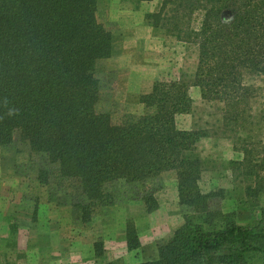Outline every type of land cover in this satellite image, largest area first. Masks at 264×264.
<instances>
[{"label":"trees","instance_id":"16d2710c","mask_svg":"<svg viewBox=\"0 0 264 264\" xmlns=\"http://www.w3.org/2000/svg\"><path fill=\"white\" fill-rule=\"evenodd\" d=\"M97 12L98 0H0V146L26 147L40 165V183L73 187L85 221L114 203L117 183L147 187L174 170L179 201L190 211L158 243L155 258L130 264H249L254 254L264 260V209L257 225L240 224L236 212L217 207L223 188L205 192L200 185L205 133L177 120L192 108L188 85L157 78L140 97L144 113L118 115L115 81L98 69L113 54L114 35ZM145 19L198 46L194 85L204 99L225 104L226 127L249 128L254 90L245 77L264 74V0H161ZM242 150L234 169L246 182L247 202L260 205L264 143L246 142ZM138 196L149 212L158 208L152 190ZM126 241L130 250L142 245L131 220Z\"/></svg>","mask_w":264,"mask_h":264},{"label":"rangeland","instance_id":"374dc122","mask_svg":"<svg viewBox=\"0 0 264 264\" xmlns=\"http://www.w3.org/2000/svg\"><path fill=\"white\" fill-rule=\"evenodd\" d=\"M160 6L161 0H98V19L114 35V53L101 60L98 69L110 73L115 81V86H110L116 111L118 115L144 113L140 97L152 89L157 78L188 85L192 108L178 115L177 120L182 128L205 133L198 145L203 160L200 185L205 192L223 188L226 197L217 207L236 212L240 224L257 225L263 217L264 196L260 205H250L246 182L234 168L243 160L244 143H264V74L245 77L254 90L250 127L239 131L226 127L225 104L204 99L194 85L198 46L178 40L145 19L146 13L158 11ZM224 17L229 19V13ZM26 149L0 146V264L106 263V246L118 237V232L126 238L129 220L136 224L145 244L140 250L148 259L157 252L158 243L183 224L184 215L190 211L180 203L176 173L169 170L152 178L147 187L117 183L114 203L96 209L91 220L85 221L73 187L40 183L36 179L40 165L33 166ZM146 188L152 190L159 203L151 212L144 198L138 196ZM96 242L102 245V255L96 252ZM115 262L124 264L119 259ZM249 264H264V260L254 254Z\"/></svg>","mask_w":264,"mask_h":264},{"label":"crops","instance_id":"0c3cea01","mask_svg":"<svg viewBox=\"0 0 264 264\" xmlns=\"http://www.w3.org/2000/svg\"><path fill=\"white\" fill-rule=\"evenodd\" d=\"M120 235L118 232V237L117 238L113 237V241L111 245L106 246L105 256H106L107 261H117L119 259V261H122L124 264H130L133 262H138V261L147 259V257L145 259L146 254L141 252L140 248L136 250H130L128 248L127 241L125 240L126 238L123 237V233H122V236ZM140 239H141L142 246H144L145 244L141 236H140ZM151 254H152V257H149V258H155L157 256V252H154V254L153 253Z\"/></svg>","mask_w":264,"mask_h":264}]
</instances>
